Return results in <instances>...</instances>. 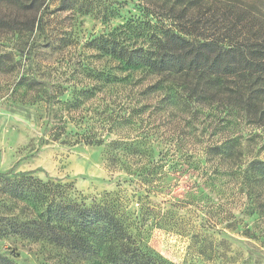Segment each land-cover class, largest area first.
<instances>
[{"label":"rangeland","instance_id":"obj_1","mask_svg":"<svg viewBox=\"0 0 264 264\" xmlns=\"http://www.w3.org/2000/svg\"><path fill=\"white\" fill-rule=\"evenodd\" d=\"M62 1L0 0V55L15 62L12 72H0V174L69 184L70 201L88 208L110 204L142 250L165 264H264V208L260 217L246 213L250 192L264 204V182L249 184L242 175L250 162H264V125L221 124L212 109L201 110L189 128L186 115L158 109L161 94L145 92L153 79L97 81L105 71L118 79L127 74L87 42L136 12L131 3L138 0H95L99 11L120 10L121 18L108 23L101 13L79 11L85 1ZM204 3L195 15L214 4L226 18L241 12L264 22V0ZM27 22L34 30L19 35ZM194 24L207 36L217 31L210 15ZM30 81L36 84L23 87ZM229 137L240 146L233 158L204 159L205 147ZM112 142L137 148L115 151ZM14 203L0 185V217L13 218ZM0 254L16 264H103L2 236Z\"/></svg>","mask_w":264,"mask_h":264},{"label":"trees","instance_id":"obj_2","mask_svg":"<svg viewBox=\"0 0 264 264\" xmlns=\"http://www.w3.org/2000/svg\"><path fill=\"white\" fill-rule=\"evenodd\" d=\"M70 1L76 3L75 0L62 3L69 6ZM81 1L85 3L79 11L95 12L96 16L101 13L104 23L111 17L121 18L118 8L113 11L109 6H102L99 11L92 7L95 0ZM204 1L208 0H138L137 4L131 3L136 12H131L109 32L87 42L91 50L116 62L117 70L127 75L118 79L105 71L95 79L105 85L125 81L134 74L153 79L145 92L161 94L158 109L186 115L190 120L189 128H194L201 110L212 109L218 112V123L244 119L262 126L264 22H259L256 16L241 15L240 11L226 18L219 14L220 9L213 8L214 4H209L206 13L195 15V10L205 9ZM5 2L13 3L14 0ZM153 3L164 8L152 6ZM224 5L233 8L227 3ZM208 15L216 23L217 31L207 36L200 30L197 32L194 18L204 19ZM3 25L11 30L14 28L9 22ZM40 25L38 21L36 27ZM34 26V22H27L18 29V34L31 33ZM14 65L10 54L0 55L1 73L9 74ZM34 84L26 82L23 87L31 88ZM89 93L91 90L85 92ZM109 145L115 151H125V146H129L120 142ZM239 147L237 139L229 137L220 144L205 147L204 159L229 160ZM242 175L249 184L264 182V162H250ZM0 185L2 193L15 201L13 206L17 210L13 218L0 217L2 237L47 244L85 259L97 257L103 264H165L160 257L142 250L110 204H94L88 208L70 201L69 184L42 182L28 173L12 177L0 174ZM255 187L258 186L250 185V189ZM248 200L246 213L260 217L264 204L256 202L255 192H250ZM248 234L246 230L245 235ZM14 258L20 256L17 254ZM0 264L16 263L0 254Z\"/></svg>","mask_w":264,"mask_h":264}]
</instances>
